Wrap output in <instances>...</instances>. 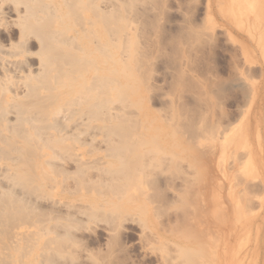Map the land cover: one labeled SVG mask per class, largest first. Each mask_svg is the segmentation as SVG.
<instances>
[{
  "label": "bare ground",
  "instance_id": "obj_1",
  "mask_svg": "<svg viewBox=\"0 0 264 264\" xmlns=\"http://www.w3.org/2000/svg\"><path fill=\"white\" fill-rule=\"evenodd\" d=\"M230 1L231 10L241 15L259 9L257 0ZM160 7V0H0V264H47L55 255L63 257L79 246L77 230L95 219L117 230L136 215L144 231L150 217L157 218L164 208L150 192H162L166 181L160 182L158 172L168 168L181 179L174 197L160 193L172 198L166 205L180 211L171 219L177 225L178 262L264 264V220L258 223L264 196L253 205L250 180L238 172L231 178L229 172L237 164L228 159L239 123L222 126L204 115L199 127L191 129L192 144L175 149L153 134L156 116L140 89V81L152 76L144 70L148 53L135 26ZM260 178L261 191L264 175ZM228 181L226 195L232 197L234 187L245 184L241 196L249 213L245 205L241 210L235 204L231 212L221 205ZM155 233L158 240L166 239L158 229ZM244 235L246 241L236 248ZM116 238L111 237L110 247ZM100 257L93 255L91 261L102 264Z\"/></svg>",
  "mask_w": 264,
  "mask_h": 264
},
{
  "label": "rangeland",
  "instance_id": "obj_2",
  "mask_svg": "<svg viewBox=\"0 0 264 264\" xmlns=\"http://www.w3.org/2000/svg\"><path fill=\"white\" fill-rule=\"evenodd\" d=\"M160 1V9L152 10V12L150 11V13L148 12L147 16L142 17V24H140L141 22H138L139 24L137 23V25L139 26H135V28L137 29L136 31L134 30L135 32L138 31L137 35H139L138 33H140V37L138 38H140L141 40L139 39V42H143L141 43V45L143 46L144 50H146V54L148 53L149 68L146 67L148 62L146 63V65H143V67H145L144 70L146 69V71L148 70V72L151 71L149 75L150 77H152L148 81L146 79L144 83L140 81V89L142 92V97H145V99L143 100L147 105H149L152 116H156V121H154L153 124L155 128L154 130H156V132L154 131L153 134H156L157 136L159 135L164 144L169 146V148L175 149L176 146L178 147L179 145L184 146L192 144V141H190L191 129H193L194 127L195 129L193 130H196V128L199 127L198 124L203 120L202 118L204 117V115L210 114L211 119H213V121L215 120V123H217L216 121H218L217 124H223L222 126L227 124L229 125L231 121H233L234 125L236 126L239 123L235 135H231L233 138L230 144L233 153L236 154H232L231 150V156H233L234 159L231 156L228 159V162L230 161L229 164L233 160H235L237 164L235 168L229 169V172L231 178L235 172V177L236 174L239 173L238 175L243 174L245 175L246 180H250V183L249 181H247V185L249 186V188L251 187L249 189V192L252 197L249 194L247 197L248 199H250L251 197V202H253V205H256L258 204V200L264 196V193H262L264 191L263 185V189H261V191L259 189V187L261 186H258L259 182H261V178H258L264 175V169L262 168L264 160V155H262V148L264 149V0H257L255 4L258 5L259 9L257 10V12L251 15L246 13H244L243 15H241V13H234L230 8V6L232 5V2L230 0H219V2L218 0H216L218 4L215 3V0ZM208 1H210V6L207 5L209 3ZM242 4H245V2ZM208 7L212 8V10L210 9L211 11H209L211 15L209 14V12L207 13V11L209 10ZM208 14L210 15V17L208 16ZM148 16H150V18H147ZM151 19L153 22H155L154 25L152 24L153 22L151 21ZM212 29H214V31ZM201 34H203L204 36H202ZM242 72L244 75L242 74ZM249 83L250 86H248ZM143 84L147 87L149 86L150 88H145ZM247 90H251V93ZM171 102L174 103V106L171 105ZM189 104L191 107L188 106ZM169 106L172 107L169 109ZM181 109L185 110L182 111ZM170 110L174 112V115H172L173 112H171ZM174 110H176V113ZM171 115L175 118H173ZM177 115L180 116L177 118ZM194 115L196 116L194 117ZM173 119H175V121ZM169 123L171 125H169ZM187 127L188 129H186ZM172 131H174V133ZM235 141L237 142V148L236 146H234L233 149L232 145L236 143ZM187 142H189V144ZM247 151L250 153H248ZM248 154H250L251 156L249 157V161L252 160L251 166L247 159ZM234 155L236 157H234ZM238 157L242 158L241 161H239L240 158ZM231 158L232 160H230ZM238 163H240V165ZM184 164L187 165L186 163ZM238 167H241V169L239 170ZM236 168H238L239 171L236 170ZM252 168L254 169L253 173L251 171ZM244 169L248 171L245 172ZM256 169L260 174H258L257 172H255L254 174V171ZM171 170L172 169L168 168L163 170L162 172L159 171L161 175L158 172V176H160V182H163L162 179L164 180V182L166 181V185L163 184L165 188L162 189V192L164 193H162L160 190L159 192L157 190L155 192V189L151 188L150 194L154 197L153 200L156 201V203L155 201L154 203L156 205L164 207L162 208V211L160 210L159 216H157L159 220L155 216L150 217L147 224L150 223L148 225L151 228L148 227V229H146V227L148 226L146 224L145 228L143 225L144 231H142L143 229L140 228L142 227V225H139L141 224V222L140 220L139 222H137L138 218H135L136 215L134 216V219L130 218L125 220V225L123 222L124 226H122L121 228L120 225L117 230H113L111 227H109L110 225L104 219H95L89 221L85 223L82 228L77 230L78 232H76V235L78 236L79 246L76 245L77 247H72L73 249L71 248V251H69V253L72 252L70 255L69 253H65V255L63 254V257L61 254H58L57 257H55V255L54 259L52 258V262L54 261V263L48 261L47 264H50L49 262H51V264H92V262L94 261H91L93 255H97L99 257L101 256L102 258L100 257L99 262L103 261L102 264H167L166 262L169 261L170 264H184L185 261L183 262V260L180 258L178 262V259L176 258V252L174 251V249L176 250L177 244L175 243L176 240L174 242V235L177 233V225L176 223L174 224V222L176 221L175 219L173 221L171 220L172 217L178 216V213H180V211L177 208L174 209V207L171 208L169 207L170 205H166V203L168 204L170 199H172H167L171 195V193L172 197H174L175 195V185L178 186L181 182V179L178 178L179 175L175 177L176 172H173L175 173L174 175ZM241 170L243 172H240ZM250 174L251 176H253L252 180L257 181V185L255 181H253V183L250 179ZM246 175L248 176V178ZM177 179L179 180L177 181ZM221 181L224 183L222 179ZM217 184L218 182L216 183V186ZM230 184V181H228V183L225 184V186H228L222 189L223 204L221 205H223V207L226 205L230 212L235 207V204L236 207L241 206V210L249 208V206L246 207L247 202L246 205L243 204L245 202L242 203L244 197L241 196V192L245 191L242 190L245 184L243 185L242 183L240 186L237 185L234 187L238 188L234 190L235 192L232 191L234 193L233 197L230 196L231 194L226 195L228 193V187ZM256 186L258 187L256 188ZM239 189L240 193L236 191H239ZM171 190L174 192V194ZM251 192H253L254 194ZM158 193L169 196L163 198V196L161 194L159 195ZM236 193L239 197L243 198H240L241 202L237 200ZM243 194L244 193H242V195ZM258 194H260L261 196ZM164 201L167 202L165 203ZM161 202H163L164 204H160ZM242 205H245L244 209L242 208ZM226 206L224 208H226ZM176 210L179 212H177ZM164 211L167 212L166 214L171 211L169 213L171 215L168 214L167 216L165 213H163ZM172 211H175L176 213L174 212V215H172ZM248 211L249 210L246 209L247 213L250 212ZM168 217L170 220L169 222L167 221ZM263 220L264 213L259 217L258 223ZM152 223L154 226L151 225ZM159 223L161 226H163V228L168 227L171 235L168 230L164 232V229L160 227ZM157 229L159 230V232H163V234H165L166 236L168 235V238L165 236L166 239L161 240L162 242L158 240L155 236V231ZM117 231H119L118 233L120 234H118ZM167 231L169 234L167 233ZM146 232L147 235L149 233L150 236H148L150 238H147V235L144 236ZM112 236L118 237L119 242L116 238L117 240L115 242L118 243H116L115 245L114 242V245L112 244L113 246L110 247ZM142 237L146 240L148 239V244L147 242H145V240H143ZM246 237L248 236L244 235L239 240L236 248H238L242 243L246 241ZM171 239L173 240V242ZM141 240L144 242H142ZM157 243L161 245V248L164 251H162ZM167 243L173 244L168 245ZM168 247L171 248V250H169ZM66 254H68V256H66ZM90 254H92L91 257L89 256ZM161 258L164 259H162L163 263H160ZM93 264L95 263L93 262Z\"/></svg>",
  "mask_w": 264,
  "mask_h": 264
}]
</instances>
